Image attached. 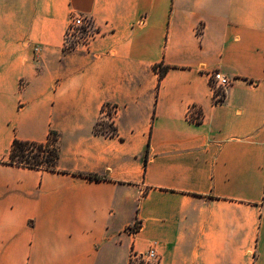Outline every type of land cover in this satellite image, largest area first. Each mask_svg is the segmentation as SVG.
Returning a JSON list of instances; mask_svg holds the SVG:
<instances>
[{
  "label": "crops",
  "instance_id": "obj_1",
  "mask_svg": "<svg viewBox=\"0 0 264 264\" xmlns=\"http://www.w3.org/2000/svg\"><path fill=\"white\" fill-rule=\"evenodd\" d=\"M72 10L100 32L90 51L63 52ZM106 104L116 134L95 130ZM51 131L56 171L6 163ZM152 246L160 264H264V0H0V264Z\"/></svg>",
  "mask_w": 264,
  "mask_h": 264
},
{
  "label": "built area",
  "instance_id": "obj_2",
  "mask_svg": "<svg viewBox=\"0 0 264 264\" xmlns=\"http://www.w3.org/2000/svg\"><path fill=\"white\" fill-rule=\"evenodd\" d=\"M99 33L91 16L72 10L69 14L68 26L63 40V52H71L78 49L90 51L92 42ZM36 50L38 51L39 47H36ZM210 81L214 88V102L221 103L225 98L226 90L230 86L231 80L223 72L215 70L210 73ZM116 110L117 108L114 105H104L103 118L112 124ZM187 116L192 121H201L203 119V113L195 104L189 106ZM140 227L141 223L137 222L130 226L128 231L136 233ZM160 262V255L153 246L146 252L139 253L132 250L130 254V264H160Z\"/></svg>",
  "mask_w": 264,
  "mask_h": 264
},
{
  "label": "trees",
  "instance_id": "obj_3",
  "mask_svg": "<svg viewBox=\"0 0 264 264\" xmlns=\"http://www.w3.org/2000/svg\"><path fill=\"white\" fill-rule=\"evenodd\" d=\"M156 68L160 71V75L163 76L169 69V66H157ZM100 125L101 127L107 126L105 123H98L95 127L96 132L102 131L99 129ZM111 127V132L106 130H103V132L116 134V128L113 124H111ZM59 157L58 133L56 131H51L45 142L15 139L9 153V160L6 163L21 165L28 168H42L56 171ZM84 176L90 179H101V177L96 174H84Z\"/></svg>",
  "mask_w": 264,
  "mask_h": 264
},
{
  "label": "rangeland",
  "instance_id": "obj_4",
  "mask_svg": "<svg viewBox=\"0 0 264 264\" xmlns=\"http://www.w3.org/2000/svg\"><path fill=\"white\" fill-rule=\"evenodd\" d=\"M102 123H105L107 126H106V127H103V126L101 127V125H100V126H99V129L102 130V131H103V130H104V131L106 130V131H110V132H111L112 127H111L110 122L104 119V121H102Z\"/></svg>",
  "mask_w": 264,
  "mask_h": 264
}]
</instances>
